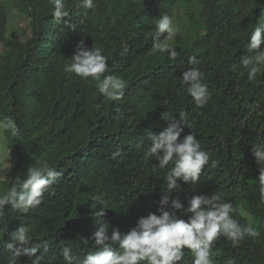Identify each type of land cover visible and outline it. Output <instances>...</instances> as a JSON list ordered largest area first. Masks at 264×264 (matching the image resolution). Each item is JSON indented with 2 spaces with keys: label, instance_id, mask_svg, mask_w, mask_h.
<instances>
[{
  "label": "trees",
  "instance_id": "1",
  "mask_svg": "<svg viewBox=\"0 0 264 264\" xmlns=\"http://www.w3.org/2000/svg\"><path fill=\"white\" fill-rule=\"evenodd\" d=\"M66 2L69 16L57 23L50 0H0V44L5 48L0 61V119L11 115L19 128L14 138L5 134L13 165L7 173L8 187L39 160L61 174L44 194V203L28 215L5 206L3 239L29 225L34 238L24 247L40 244L43 250L46 244L44 264H64V246L77 257L96 250L90 239L99 227L92 217L93 196L103 198L109 235L113 228L126 233L150 212L159 215L167 169L154 167L155 158L145 161L137 145L144 141L146 147V130L158 134L167 127L163 113L178 117L184 111L188 127L182 125L180 138L191 132L220 165L205 166L196 185L178 181L172 198L186 207L193 195L221 193L237 209L233 218L241 225L251 223L261 236L248 237L237 248L221 237L212 247L216 264L229 258L237 264H264V202L258 166L250 153L252 143L264 140V68L249 82L239 65L249 54L254 25L264 16V0H95L94 10L78 7V0ZM177 5L195 37L186 44L171 43L180 53L173 63L167 53L152 51L150 34L155 19L170 15ZM12 10L23 20L19 34L8 29ZM81 40L88 48H101L110 74L127 82L121 100H108L99 94L97 82L65 71ZM125 45L128 52L121 55ZM193 55L201 61L211 92L204 108L195 107L180 81ZM117 149L121 155L113 160ZM185 252L182 264H191ZM0 253V261L7 264L9 253L3 248ZM19 262L30 264L24 256Z\"/></svg>",
  "mask_w": 264,
  "mask_h": 264
},
{
  "label": "clouds",
  "instance_id": "2",
  "mask_svg": "<svg viewBox=\"0 0 264 264\" xmlns=\"http://www.w3.org/2000/svg\"><path fill=\"white\" fill-rule=\"evenodd\" d=\"M50 3L53 5L51 15L55 22L60 23L69 16L66 0H50ZM77 6L94 10L97 5L95 0H78ZM179 30L172 16L161 14L155 19V27L150 34L152 51L167 53L168 60L174 63L180 53L169 41L174 40ZM262 44L264 16L257 20L251 31L247 45L249 54L239 61V65L247 71L249 82L254 81L264 68ZM127 52L128 47L125 45L121 55ZM70 60L71 63L65 65L66 72L73 73L81 80L91 78L97 82L99 94L110 101L123 98L127 82L120 76L110 74L107 57L102 54L101 48H88L81 40ZM187 63L190 67L182 72L181 84L186 88L195 107L204 108L211 99V92L199 67L201 61L193 55L188 57ZM162 119L167 122V127L158 134L146 130V147L144 141L137 145V148L143 151L145 161L155 158L158 163L154 167L167 169L163 177L167 190L162 193L158 202L159 215L150 212L147 216L140 217L135 226L126 233L113 228L109 235V225L103 219L106 209L101 207L103 198L99 195L93 196L92 200L96 203L91 205L92 217H95L94 222L99 227L90 239L94 241L92 247L96 250L87 252L83 257H77L72 254L70 246H64L60 250L64 264H182L186 255L185 249L192 257L191 264H216L212 247L221 237L229 241L233 248H237L246 238L261 236V232L251 223L241 225L233 218L237 209L230 200L226 201L221 193L193 195L187 199L186 207L178 198H172L171 193L178 190V181L196 185L205 166L216 169L220 162L210 158L209 152L201 148L199 140L191 132L180 138L182 125L188 127L185 123L186 112L180 111L178 117L163 113ZM6 133H10L12 138L19 133L17 122L11 115L0 119V139L7 141L9 136L5 135ZM9 152L10 150L0 157V222L4 219L6 205L10 206L11 212L23 216L37 209L44 203V194L61 175L48 161L39 160L27 169L23 178L17 176L9 188L7 172L13 167ZM250 153L258 166L259 195L264 202V140L252 143ZM120 155L121 152L117 149L112 152L111 159L115 160ZM97 205H100L99 210H96ZM166 207L171 210H164ZM177 213L187 219L179 218ZM33 238V229L29 225H21L9 233L6 241L3 235H0V248L9 253L7 264H20L21 256L27 257L30 264H44L48 252L46 244L43 250L40 244L24 247ZM82 241L88 243V240ZM0 264H3V261H0ZM225 264H237V260L229 258Z\"/></svg>",
  "mask_w": 264,
  "mask_h": 264
},
{
  "label": "rangeland",
  "instance_id": "3",
  "mask_svg": "<svg viewBox=\"0 0 264 264\" xmlns=\"http://www.w3.org/2000/svg\"><path fill=\"white\" fill-rule=\"evenodd\" d=\"M170 16L173 17L175 24L179 26V32L175 35L174 40L169 41L172 44H186L194 39V31L192 24L186 18V14L181 5L175 6L170 12ZM23 27V20L19 14L12 10L8 13V29L19 34ZM7 33V32H6ZM7 36V34H5ZM5 52V48L0 44V61L1 55ZM6 142L0 139V157L7 153ZM8 173V172H7Z\"/></svg>",
  "mask_w": 264,
  "mask_h": 264
}]
</instances>
